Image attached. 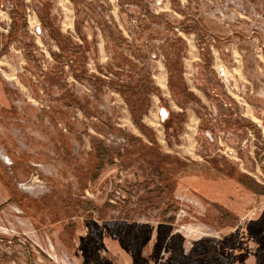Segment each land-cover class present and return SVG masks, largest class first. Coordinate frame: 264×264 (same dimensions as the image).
<instances>
[{
	"label": "rangeland",
	"instance_id": "1",
	"mask_svg": "<svg viewBox=\"0 0 264 264\" xmlns=\"http://www.w3.org/2000/svg\"><path fill=\"white\" fill-rule=\"evenodd\" d=\"M133 4L88 68L35 44L23 0H0V264H264V0ZM154 59L171 91L159 101ZM186 112L198 133L182 152Z\"/></svg>",
	"mask_w": 264,
	"mask_h": 264
},
{
	"label": "crops",
	"instance_id": "2",
	"mask_svg": "<svg viewBox=\"0 0 264 264\" xmlns=\"http://www.w3.org/2000/svg\"><path fill=\"white\" fill-rule=\"evenodd\" d=\"M136 1L147 2L153 11L157 10L153 4L155 0H30L31 4L36 3L44 7L45 13L41 15L36 13L34 17L30 18L27 24L29 30L35 26L33 30L37 34L35 36V44L37 46L44 47V42H50L52 44V49L56 51L58 55H64L65 50L68 51L65 56L70 58L69 63H71V67L76 66L77 59H82L84 60L85 66L92 68L106 62L110 55L105 50L106 42L104 40L103 24L114 22L118 29L123 30V25L125 24L123 18L125 13L123 10L128 8H139L133 4V2L136 3ZM159 1L163 3L162 6L158 7L160 12H154L157 14H166L170 12L169 0ZM80 2L85 4L88 8L85 9L84 12V15H86L84 24L81 28H78L76 13L77 4L80 5ZM128 4L133 5V7L125 6ZM24 6H28V4ZM51 30L55 31L58 35L57 38L60 37L63 40H67L69 42V47L64 48L59 43V40L53 37ZM227 46L230 48V45ZM222 49H226V47L223 45L212 52V54H214L215 66H225L229 80L233 81L234 78H231V70L228 68L230 65L229 61L221 59L219 56ZM228 51H230L231 54H229L233 57V60L237 61L234 51L232 49H228ZM130 58L133 60L132 56H130ZM194 60L195 59H187L185 64L193 66ZM198 60L201 62L200 59ZM151 62L152 66L155 67V70H153L151 74V80L153 81L152 85L157 89V94H155L154 97H156L157 101L161 98L171 97V91L168 86V71L164 66L165 64L160 59H154ZM236 70L239 71V69ZM89 71L92 70L89 69ZM227 90L231 93L230 89L227 88ZM187 117L188 123L185 124L183 131L180 132L173 141V147L180 149L182 152L191 151L197 142L198 119L193 113H187ZM142 121L149 127L157 125L153 117L150 118V116H144ZM157 132L159 133V135L157 134V141L166 144L167 140L165 135L162 134L163 132Z\"/></svg>",
	"mask_w": 264,
	"mask_h": 264
},
{
	"label": "built area",
	"instance_id": "3",
	"mask_svg": "<svg viewBox=\"0 0 264 264\" xmlns=\"http://www.w3.org/2000/svg\"><path fill=\"white\" fill-rule=\"evenodd\" d=\"M87 1H92V0H87ZM23 2H24V5L28 4V6H24V10H25V13H26V19H27V22H28L31 17H34L36 15L38 6H37L36 3L31 4L30 0H23ZM153 4L155 5V7L157 9L155 11L160 12V9L158 10V7L162 6L163 3L161 1H159V0H155ZM6 11H7V8L2 10V7H0V20L2 19V15H6ZM34 27H33V29H34ZM215 74H216L217 78L222 82V84H224V85L228 84V79L229 78H228V76L226 74V69H225L224 66H222V65L218 66L215 69ZM206 136L209 138V140H211V141L213 140L209 136V134H207ZM221 152L229 159H235V157H236V153L234 152L233 149L225 148Z\"/></svg>",
	"mask_w": 264,
	"mask_h": 264
},
{
	"label": "water",
	"instance_id": "4",
	"mask_svg": "<svg viewBox=\"0 0 264 264\" xmlns=\"http://www.w3.org/2000/svg\"><path fill=\"white\" fill-rule=\"evenodd\" d=\"M159 115H160L161 122H163L166 119L168 112L164 108H162L159 111Z\"/></svg>",
	"mask_w": 264,
	"mask_h": 264
},
{
	"label": "trees",
	"instance_id": "5",
	"mask_svg": "<svg viewBox=\"0 0 264 264\" xmlns=\"http://www.w3.org/2000/svg\"><path fill=\"white\" fill-rule=\"evenodd\" d=\"M177 132H178V130L175 131V133H177Z\"/></svg>",
	"mask_w": 264,
	"mask_h": 264
},
{
	"label": "bare ground",
	"instance_id": "6",
	"mask_svg": "<svg viewBox=\"0 0 264 264\" xmlns=\"http://www.w3.org/2000/svg\"><path fill=\"white\" fill-rule=\"evenodd\" d=\"M64 7V6H63Z\"/></svg>",
	"mask_w": 264,
	"mask_h": 264
}]
</instances>
